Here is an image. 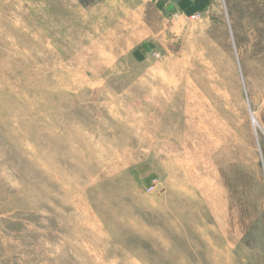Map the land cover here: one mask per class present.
<instances>
[{
  "label": "rangeland",
  "instance_id": "rangeland-1",
  "mask_svg": "<svg viewBox=\"0 0 264 264\" xmlns=\"http://www.w3.org/2000/svg\"><path fill=\"white\" fill-rule=\"evenodd\" d=\"M0 264H264V0H0Z\"/></svg>",
  "mask_w": 264,
  "mask_h": 264
}]
</instances>
